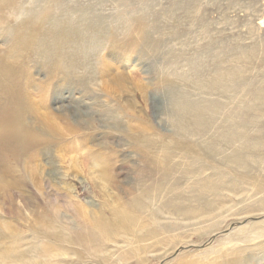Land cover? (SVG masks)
<instances>
[{"label":"rangeland","instance_id":"obj_1","mask_svg":"<svg viewBox=\"0 0 264 264\" xmlns=\"http://www.w3.org/2000/svg\"><path fill=\"white\" fill-rule=\"evenodd\" d=\"M4 1L5 5L0 9V127L1 123L4 125L3 116L6 117V110L10 105V97L6 89L8 85L12 86L17 82H21L25 89L20 87L21 94L15 93L14 102L22 103L24 110L28 107L27 100L29 99L31 103L34 98L41 112H48L58 123L56 128L58 133L50 145L46 146L43 143H40L39 147L37 145L40 152L37 185L26 171L29 152L17 151L19 143L10 141L7 134L0 129V168L3 170L0 174V232L4 230L7 232H4L5 234L16 236L21 251L32 250L36 245L44 246L48 249L53 248L55 254L61 253V256L55 259L60 264H100L90 258L92 245L60 244L61 239L57 235V232L61 234L63 232L71 236L76 230L80 231L83 219L80 213L88 218L99 213L100 210L112 208L105 199L96 198L92 193L86 194L84 185L76 180L84 181L86 176L78 170L70 172L69 167L83 158L86 165L93 167V175H95L96 163H103L97 156L103 154L106 158L103 159L105 166L121 175L114 179L116 189L106 188L105 192L109 195L106 199H110V204L117 206L127 203L132 196L122 187L125 184L132 185L131 183L135 181V173L142 167L140 164L142 155L132 148L127 133L134 137H148L155 142L158 141L159 144L172 142L174 137L172 138L171 133H176L174 116H172V112L176 111L173 107L175 102L170 103L168 100L170 98L168 92L172 91V88L160 86L159 77L168 76L174 83L175 90L182 91L190 101L211 102L218 105L217 114L213 119L217 129H211L202 137L188 134L183 137L187 144L199 150L194 151L191 146V148L187 147L191 163L201 170L204 178L212 176L216 169L224 173L228 172L225 166L235 171L229 163L221 162L224 157L231 156L241 148V140L236 139L228 143L224 138L221 142H217L216 157L208 156L204 151L211 139L218 137L221 131L226 132L225 126L230 123L228 116L238 119L240 113H246L244 117H257L258 122L251 123L247 135L253 139L264 137V105L259 113H255L257 102L254 96L248 94L250 87L258 88L264 84V0H192L190 4L186 3L187 0L186 2L185 0H148L149 2L147 0H63L67 8L58 12L64 17L68 16L78 21L86 20L85 24L93 28L117 27L119 37L125 39L126 46L113 45L107 41L96 40L95 31L88 30L86 37L89 36V39L81 46L73 48V52L84 57L85 62L84 65L76 67L75 74L78 80L95 74L96 81L89 85L70 77L63 80L50 76L51 65L39 54L45 47L54 46L52 40L44 38L40 28L34 29L33 26L24 28L21 24L22 20L13 15L12 10L17 3H21L28 10H34L39 7L38 4L45 6L47 0ZM127 7L131 8L133 13H127ZM136 13L137 16L150 15L148 19L152 20H148L147 26L150 27L148 35L150 39L162 41L159 49L154 50L150 46L147 48L144 44L134 46L131 41L127 42L131 31H128L123 24L127 17ZM147 16H145L146 22H148ZM155 23H159V27ZM43 44L46 46L43 47ZM94 53H97L95 55L97 60L89 56ZM215 60L223 63V72L227 68L238 69L245 85L238 89L235 87L228 94L202 93L191 87V84L207 81L204 79L214 74ZM194 61L199 64V68L192 67ZM102 64L113 67L112 71L120 76L123 87L119 88L112 84L108 77L103 78L102 81L98 80L101 76L99 72L104 68ZM18 73L23 76L19 77ZM181 75L186 81L180 79ZM138 81L141 86L144 84L149 88L146 101H143L136 87ZM128 101L134 103V119L126 118L125 111L120 110H116L112 115L108 114V109L113 108L115 103L125 107ZM69 107L77 111L78 115H84L83 118L93 125L88 124L84 119L75 118ZM38 128L46 129L43 124ZM250 159L253 160L247 162L245 166H248L246 168L250 166L252 169L246 175H242L240 183L237 180L230 185L227 178L216 175V179L223 185H230L233 188V192L225 190L219 194L226 198L223 201V198L218 197L226 208L224 210L220 208L214 214L213 210L210 211V215L223 212L217 219L218 222L220 220L223 222L221 229L214 228L209 231L208 227L212 222L199 225L196 227L200 229L198 234L205 231L209 233L203 234L200 238L191 237L188 246L183 244L177 249L169 250L166 254L169 255L167 258H163L164 256L159 259L152 258L151 264H176L179 258L182 261H178L177 264H214V261L216 264H226L237 260L241 261L237 264H264V204L262 203L264 141L256 150V158ZM240 172L244 174L243 170ZM46 173L52 175L50 183L46 179ZM194 179L193 176L188 175L182 185L190 197L189 201L199 207V203L195 202L196 198L190 194ZM10 181L15 184L8 185ZM98 181L99 187L102 188L104 181ZM138 182L135 187L140 193L141 183ZM208 197L214 199L212 194ZM242 199L247 201L238 203ZM78 204L87 208V211L76 210L77 212L74 213V208L76 209ZM245 210L246 213L241 215ZM170 216H166L172 218L166 222L192 223L189 220H182L183 218L176 219L178 216L175 212L173 214L171 212ZM151 217L153 218V215ZM152 222L153 225L156 224L155 219H152ZM246 227L248 228L246 232L237 234ZM183 232L191 234L189 229ZM183 232L178 231L174 234H183ZM80 233H83V230ZM169 245L171 246L172 243L169 242ZM108 247L109 252L113 251L111 245ZM217 250L220 253L216 252ZM221 252H225L226 256L221 258L219 256ZM28 258L41 264L50 261V257L46 254L38 256L29 254ZM117 261L114 259L107 264L122 263Z\"/></svg>","mask_w":264,"mask_h":264},{"label":"bare ground","instance_id":"obj_2","mask_svg":"<svg viewBox=\"0 0 264 264\" xmlns=\"http://www.w3.org/2000/svg\"><path fill=\"white\" fill-rule=\"evenodd\" d=\"M147 2L149 1L147 0ZM190 2H192V0H187L186 3L190 4ZM4 5L5 1L0 0V9L3 8ZM38 6L39 7L35 8L34 10H28L25 6H22L21 3H17L16 7H14V10L12 11L13 15L22 20L21 24L24 28H32V26L34 29L36 27L38 29L40 28L42 34H44L43 37L52 40L54 46H48L47 48L45 47V49H42V52H40L39 56L45 58L47 63L51 65L49 67V75L53 78L57 77L66 80L68 77H70L76 80L79 79L75 74L76 67L77 65H84L85 62L84 57H80V55L75 51L73 52V48H76L79 45L81 46L86 40L89 39V36L86 37L88 30L95 31L96 40L100 39L102 42L107 41L113 45H125V39L119 37L117 27L107 28L100 26L93 28L92 26L85 24L87 23L86 20L78 21L68 16L64 17L63 14L58 12L61 9L67 8V5H64L63 0H47L45 6L39 4ZM69 9L70 8H68V10ZM128 9L130 11H128ZM126 10L127 13H133L131 8L127 7ZM145 16H137L136 13V15L133 14V16L126 18L123 26H125L128 31H131V34L129 33V41L127 42L131 41L132 44H135L134 46L144 44L147 48L150 46L154 50H157L159 49L162 41L160 39L155 40L149 38L148 28L150 27L147 25L149 23L148 20H150L148 19L150 18V15L147 16L148 22H146ZM82 18L85 19L84 17ZM157 27H159V23L157 24ZM44 45L45 44H43V47ZM49 47L52 49L48 50ZM96 54L97 53L90 54L89 56L95 60ZM104 65L105 64H102V66ZM222 65L223 63L221 61L215 60L214 69L216 67V71L214 74H211L208 79H204L207 81H200L198 84H191V87L199 90L202 93L221 92L222 94H228L235 87L238 89L245 85L238 69L227 68L223 72ZM192 67L199 68V64L194 61L192 62ZM112 69L113 67L104 66V68L99 72L101 76L98 77V80L102 81L103 78L108 77L109 82L118 86L119 88L123 87L120 76L116 75ZM18 75L19 77L23 76L21 73H18ZM94 76L95 74H90V76L83 77L78 81H84L89 85V83H94L96 81V77ZM128 78L131 79V77ZM158 79V84L160 86L172 88V91L168 92L170 95L168 100L170 103L175 102V106L173 107H175L176 111L174 110V112H172V116H174L176 133H171L172 138L174 137L172 142H162V144H159L158 141L155 142L153 139L148 137H134L132 134L128 135L127 133L129 141L132 144V148L142 155L140 160L142 167L139 168L135 173V181L131 183L132 185L125 184L124 187H122L126 192H128V194L131 193L133 198L131 197L127 203L118 206L116 204H110V199H106L107 196H109L105 192L106 188L115 187L116 189L117 186H115L116 184L114 185V179H117L118 176L121 175L120 173H115L112 169L108 168V166H105L103 159L106 160V158L103 154H99L97 158L100 162H103L101 164H103L105 167L97 162L96 166L94 167L96 172L95 175H93V167L86 165L82 160L83 158L79 160L77 159L78 161H76L78 163L69 167L70 172L78 170L86 176V180L88 182H86V180L83 181L76 179L79 184L84 185L86 194L92 193L96 198L102 200L105 199V202L109 203V207H112L110 209L100 210L99 213L92 216L88 215L90 218H86L87 216L85 217L82 213H80L82 215L80 217L83 218L81 220V230H83V233H80L81 230H76V232L71 235L73 237H71L70 235H67V233L64 234L62 231V234L57 232V235L61 239L60 244L80 243L86 246L92 245L90 258L95 263L99 262L100 264H107L111 260L116 259L121 261V264H151L152 258L159 259L162 256H164L163 258H167L169 255L166 254L169 250L177 249L178 247L183 246V244L188 246L189 244L187 243L191 237L194 236V239L200 238L203 237V234L209 233L208 231L207 233L205 231L198 234L200 229H196L197 226L212 222L210 227H208L209 231L214 228L221 229L220 227L222 226L223 222L221 220L218 222L217 219L221 217L223 212L221 214L210 215V211L213 210L214 214V212L218 209L221 208V210H224L226 208V206L224 207V205H222V201L218 199L219 197L223 198V201L226 200V198L219 196L220 192L225 190L228 192H233V188L230 186L231 183L233 181L236 182L237 180H239L240 183L242 175H246V173L251 171L252 167L249 166V168H246L248 166L245 165L247 162L249 163L253 160L250 158H256V150L262 146L264 141V137L253 139L247 135L251 123L255 124L258 122L257 117H244L246 116V113H240L241 116L238 114L240 118L237 117L238 119H233L234 117L232 118L227 115L228 118H230V123L229 125L226 123L228 125L225 126L227 127L225 132L226 134L219 129L221 133H219L218 137L215 136L213 139H211V142L205 146L206 149H204V151H206L208 156L216 157L217 142H221L224 138L228 143L236 139L241 140V148L231 154V156L229 155L224 157L223 161L221 162L222 164L229 163L230 166L235 169V171L225 166L224 168L228 172L224 173L222 170L221 172L219 169H216V172L214 171L212 176L210 175L204 178L202 176L203 173L200 172L201 170L198 169L196 165L191 163V156L190 153L187 152V147L191 148L192 146L191 144H187V141L184 140L183 137H186L185 134L202 137L206 133L208 134L211 129L216 128L213 124V119L217 114L218 105L211 102L196 103L194 100L190 101L187 99L188 96L183 94L182 91L180 92V90H175L174 83L168 76H162ZM180 79L186 81L182 75ZM139 82L140 81L137 83L135 82L136 87L139 90L143 101H146L149 88L144 84L141 86ZM8 87L6 89V93L10 97V105L9 109L6 110V117L3 116L5 122L4 125L1 123L0 129L7 134L10 141L13 143H19L17 144L19 145V149L17 151L20 150V153L29 152L27 153L28 159H26V171L33 179V182H35L37 185V172L40 171V166L38 163V156H40V152L37 148V145L38 147L40 143L46 144V146L50 145L52 139L56 138V133H58V130L56 129L58 123L56 119L53 116H50L51 114L48 112H41V108L38 106L37 100H34V98H32L31 103L29 99L27 100L29 101L27 104L28 107L24 110L22 109V103L14 102V98L16 96L15 93L19 95L21 94L22 89L20 87L25 89L21 85V82L14 83L12 86L8 85ZM248 94L254 96L253 98L257 102L255 106V110L257 112L255 113H259L262 109V106L264 105V84L258 88L250 87V89H248ZM124 106L125 107H121L115 103L113 108L108 109V114L112 115L116 110H120L125 111L126 118L134 119V103L132 101H128ZM30 111L31 113H26ZM69 111L74 115L75 118L86 120V118H83L84 115H78L77 111H74L72 107H69ZM86 122L93 125V123L87 120ZM40 124H43V127L46 129L39 130L38 126ZM78 126L80 127V125ZM192 149L194 151L198 150L195 147H192ZM221 163L218 164L221 165ZM166 165L167 169H165ZM240 170H243L244 174H242ZM2 173L3 170L0 168V174ZM47 173L45 174L46 179L50 183V181H52V175ZM188 175L195 178L193 180V187L190 194L196 198L195 202L199 203V207H196L192 201H189L190 197H188V194L182 185L183 180L187 179ZM216 175L227 178L230 185H223L216 179ZM98 180L104 181V186H102V188L99 187L100 185ZM138 180H140V182H138ZM136 182L141 183L140 193L136 189ZM7 184L14 185L15 183L10 181ZM106 184L108 186H106ZM210 194H212L214 199H209L208 196ZM156 196H158L157 200ZM246 201L247 199H242L241 201L239 200L238 203L241 204ZM188 202H190L189 205ZM262 203L264 204V200H262ZM70 207L71 206H69V208ZM83 209H85V207H81V205L78 204L77 208H74V213L76 210L83 211ZM244 209H246V206ZM171 212L172 214L175 212V214L178 216L176 219L179 220L180 218H183L182 220H189V222L192 223L182 224L178 223L177 221H174V223H172L173 221L170 223L166 222L172 219L166 217L168 215L170 216ZM245 213L246 210L242 214L241 212L239 214L243 215ZM165 214L166 216H164ZM151 215H153V218ZM152 219H155L156 224L153 225ZM255 227L258 226L256 225ZM187 229L190 230L191 234L183 232ZM247 229V227L241 229L237 234H242L246 232ZM162 231H164V233H162ZM178 231L183 232V234H174ZM4 232L6 231L3 230L0 232V264H41L34 259H29V254H33L34 256L46 254L48 257H50V261H46L45 264H60L56 262L55 259H58L57 257L61 256V253L58 252L59 255L57 253L55 254L53 252V248L48 249V247L36 245L32 250L21 251V247L18 245L16 236H10L9 233L5 234ZM5 241L7 244H5ZM169 242L172 243L171 246L169 245ZM57 243L58 242H56V244ZM108 245L112 246L113 251H108ZM160 247H162V249H160ZM86 249L88 250V247ZM216 252H218V250ZM221 253L222 254H219L221 258L226 256L224 254L225 252ZM64 255H66V253ZM177 260L180 262L182 261L181 258ZM240 262V260H237L235 262L230 261L226 264H237ZM214 264H216V261H214Z\"/></svg>","mask_w":264,"mask_h":264}]
</instances>
